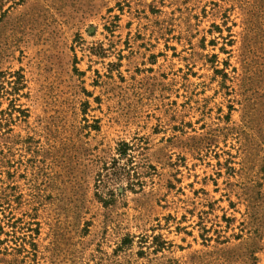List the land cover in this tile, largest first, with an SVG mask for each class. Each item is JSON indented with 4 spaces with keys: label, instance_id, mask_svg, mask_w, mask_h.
<instances>
[{
    "label": "rangeland",
    "instance_id": "rangeland-1",
    "mask_svg": "<svg viewBox=\"0 0 264 264\" xmlns=\"http://www.w3.org/2000/svg\"><path fill=\"white\" fill-rule=\"evenodd\" d=\"M0 264H264V0H0Z\"/></svg>",
    "mask_w": 264,
    "mask_h": 264
},
{
    "label": "trees",
    "instance_id": "trees-1",
    "mask_svg": "<svg viewBox=\"0 0 264 264\" xmlns=\"http://www.w3.org/2000/svg\"><path fill=\"white\" fill-rule=\"evenodd\" d=\"M131 148L132 147L130 144H121L118 150L119 158L113 159L111 165L105 166L102 170V173L99 174L97 180L98 192L96 193V197L102 203L108 204L115 199V191L110 188L111 184H123V186H121L122 193H124L126 190L135 191V185H139L140 187L142 186V183H140L139 181L135 182L133 180L136 174L132 175L131 173V171L133 170L131 157L129 156V158H126ZM124 158H126L127 164H121V160H123ZM147 167L149 169L153 168L152 166Z\"/></svg>",
    "mask_w": 264,
    "mask_h": 264
}]
</instances>
